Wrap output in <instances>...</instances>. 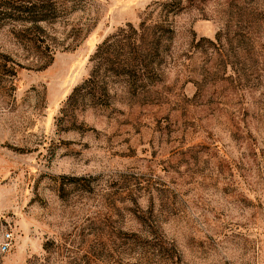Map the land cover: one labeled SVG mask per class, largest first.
Listing matches in <instances>:
<instances>
[{
	"label": "rangeland",
	"instance_id": "374dc122",
	"mask_svg": "<svg viewBox=\"0 0 264 264\" xmlns=\"http://www.w3.org/2000/svg\"><path fill=\"white\" fill-rule=\"evenodd\" d=\"M7 233L0 264H264V0H0Z\"/></svg>",
	"mask_w": 264,
	"mask_h": 264
},
{
	"label": "trees",
	"instance_id": "16d2710c",
	"mask_svg": "<svg viewBox=\"0 0 264 264\" xmlns=\"http://www.w3.org/2000/svg\"><path fill=\"white\" fill-rule=\"evenodd\" d=\"M44 4L47 0H42ZM4 12H2L1 16H3L4 21H23L24 23H30L32 25H37L41 23L49 22L52 14L48 10L46 6L42 8H36L32 3L27 4L26 8L23 11L15 8L14 6H4Z\"/></svg>",
	"mask_w": 264,
	"mask_h": 264
},
{
	"label": "built area",
	"instance_id": "2783aa9c",
	"mask_svg": "<svg viewBox=\"0 0 264 264\" xmlns=\"http://www.w3.org/2000/svg\"><path fill=\"white\" fill-rule=\"evenodd\" d=\"M12 241H13V236L11 233H7L4 236L3 242L0 245V252L2 254H6L11 250V245H12Z\"/></svg>",
	"mask_w": 264,
	"mask_h": 264
}]
</instances>
